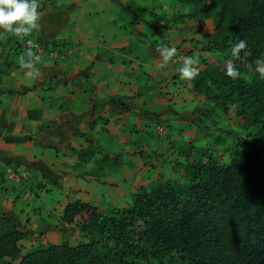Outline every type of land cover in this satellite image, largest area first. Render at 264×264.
I'll list each match as a JSON object with an SVG mask.
<instances>
[{
    "label": "crops",
    "instance_id": "obj_1",
    "mask_svg": "<svg viewBox=\"0 0 264 264\" xmlns=\"http://www.w3.org/2000/svg\"><path fill=\"white\" fill-rule=\"evenodd\" d=\"M54 3L40 12L34 34L45 46L65 43L74 53L60 60L40 58L36 78L25 76L20 56L0 70V176L11 169L27 175L17 181L0 179V237L13 229L23 231L25 239L55 235L63 221L58 212L77 198L69 189L84 191L81 184L97 181L95 171L106 177L103 183L125 181L126 172L141 162L125 158L115 165L102 156L125 157L135 151L129 146L136 136H149L160 124L178 130L187 120L181 117L184 110H190L188 102L183 106L184 80L178 72L189 55L179 53L161 68L157 52L161 45L180 52L178 46L190 42L178 21L183 4ZM167 8H172L169 16ZM156 145L155 150H162V144ZM89 146L96 152L85 162L79 153ZM55 194L61 201L48 200Z\"/></svg>",
    "mask_w": 264,
    "mask_h": 264
},
{
    "label": "trees",
    "instance_id": "obj_2",
    "mask_svg": "<svg viewBox=\"0 0 264 264\" xmlns=\"http://www.w3.org/2000/svg\"><path fill=\"white\" fill-rule=\"evenodd\" d=\"M189 3L194 7L191 20L219 15L208 50L231 52L240 40L247 42L250 56L244 58L243 52L241 59L231 56L240 78L230 79L226 69L207 68L192 83L196 91L208 92V82L223 89L224 99L236 105L246 126L256 128L248 150L235 151L227 165L209 157L191 164L186 167L185 184L161 180L136 195L129 208L109 215L89 203H71L62 220L71 225L85 212L81 225L90 244L33 248L20 264H264V78L254 66L264 61V0ZM54 4L52 0L47 9ZM252 66L254 73L247 80L244 74ZM95 152L89 146L79 154L88 162ZM101 159L122 163L121 155ZM24 239L18 229L0 237V262L12 264L4 257H20L24 246L19 243Z\"/></svg>",
    "mask_w": 264,
    "mask_h": 264
},
{
    "label": "rangeland",
    "instance_id": "obj_3",
    "mask_svg": "<svg viewBox=\"0 0 264 264\" xmlns=\"http://www.w3.org/2000/svg\"><path fill=\"white\" fill-rule=\"evenodd\" d=\"M175 1L183 4L184 16L178 20L179 25L184 26L181 29L183 30L182 36L183 38H190V42L178 46L180 52L177 50L176 55L187 53L184 55L194 58L198 56L200 62L196 67L199 68V71L207 68L218 71L226 69L227 63L232 62L231 52L214 48L208 50L211 46V39L216 32L219 15L217 13L205 14L197 20H191L187 14H190L194 7L189 3V0ZM51 2L52 0H39V10L46 9L44 10L46 12ZM59 2H66V0H59ZM171 9L167 8L165 11L168 16L171 14ZM30 38L38 40L34 30L31 35L17 39L0 29V70L8 64H14V59L17 56H26L27 52L20 50L17 44L19 41ZM38 41L40 42V40ZM187 50L190 51L187 52ZM40 58L44 57L40 56ZM257 62L254 63L256 67ZM254 66L250 67V73L244 74L247 80H250L251 74L254 73ZM182 85L184 86L182 97L185 99L183 106H186L185 104L188 102L190 107L189 113L184 110V114L181 116L187 119L183 120L184 124L179 126L178 130H174L171 125L160 124L156 132H152L149 136H136L137 139L131 141L129 146V149L135 146V151L124 154L125 157L121 155L122 162L125 158L141 161L139 166L132 167V170L126 172L127 179L125 181H112V179L110 181L112 184H106L102 182L105 181L106 177L95 171L93 175L98 182L92 180L86 182L87 185L81 184L85 187L84 191L81 189L78 191L77 186L70 185L75 187V190L74 188V191L69 189V192L72 191L73 196L77 197L74 200L71 199L73 200L71 202L89 203L92 207L98 208V211L104 215H109L113 210L129 208L133 205L136 195L149 191L161 180H172L178 184H185L187 181L186 167L191 164L204 162L209 157L219 165H227L235 151L244 152L248 150V143L251 142V136L256 132V128L246 126L243 117L238 115L236 105L224 99L223 89L214 87L208 82V92L196 91L192 80H184ZM161 128H164L162 132H160ZM145 142L150 143V146L144 145ZM156 143L163 145L160 147L162 150H155ZM59 197L55 194L48 200L55 202L56 199H59L61 201ZM63 214L64 211L60 215L58 212V219H62ZM84 218H87L85 212L81 216L79 215L71 225L62 221L60 227L56 228L57 233H59H55V235L42 234L40 238L27 236L23 240L24 242L20 243V245L25 243L20 257L4 258L12 264H20L21 257L33 248H48L54 244L60 245L62 243H68L71 247L90 244V237L81 225ZM62 232H64L63 235L60 234Z\"/></svg>",
    "mask_w": 264,
    "mask_h": 264
},
{
    "label": "clouds",
    "instance_id": "obj_4",
    "mask_svg": "<svg viewBox=\"0 0 264 264\" xmlns=\"http://www.w3.org/2000/svg\"><path fill=\"white\" fill-rule=\"evenodd\" d=\"M39 0H0V29L14 36L17 39H23L31 35L33 30L39 27L40 15ZM245 40H240L231 48V56L234 59H241V52L244 58L251 55ZM162 63L159 65L161 68L172 60L176 55L177 49L175 47H168L161 45L157 48ZM25 55L18 58V63L21 69L26 70L25 76L28 78H36L40 75L39 69L36 64L40 61V56L36 55L30 48ZM199 57H185L183 58V66L178 69L180 79L193 80L199 75ZM256 71L264 78V61L257 62ZM226 75L236 80L241 77L240 71L236 68L235 64L229 61L226 65Z\"/></svg>",
    "mask_w": 264,
    "mask_h": 264
},
{
    "label": "built area",
    "instance_id": "obj_5",
    "mask_svg": "<svg viewBox=\"0 0 264 264\" xmlns=\"http://www.w3.org/2000/svg\"><path fill=\"white\" fill-rule=\"evenodd\" d=\"M17 45L18 48H20V50L24 52H27L31 48L36 55L51 60L64 59L74 53V50L65 43H53L52 46L48 47L39 42L38 40L31 38L25 41H19ZM162 131L163 129L160 130V132ZM4 175V177L0 176V179L3 178L7 181H17L21 178L27 177L26 174L22 172H17L13 169L8 170L6 173H4Z\"/></svg>",
    "mask_w": 264,
    "mask_h": 264
}]
</instances>
